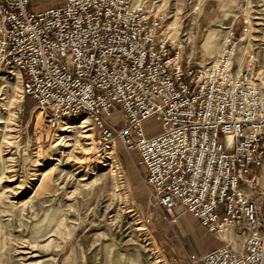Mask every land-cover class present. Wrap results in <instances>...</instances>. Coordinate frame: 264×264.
<instances>
[{
	"label": "built area",
	"instance_id": "built-area-1",
	"mask_svg": "<svg viewBox=\"0 0 264 264\" xmlns=\"http://www.w3.org/2000/svg\"><path fill=\"white\" fill-rule=\"evenodd\" d=\"M54 1L0 0V69L18 70L49 128L84 118L104 152L120 140L138 153L164 219L179 208L224 238L191 264H264V0H246L241 25L202 62L183 57L163 0ZM154 116L161 130L149 134Z\"/></svg>",
	"mask_w": 264,
	"mask_h": 264
},
{
	"label": "rangeland",
	"instance_id": "rangeland-1",
	"mask_svg": "<svg viewBox=\"0 0 264 264\" xmlns=\"http://www.w3.org/2000/svg\"><path fill=\"white\" fill-rule=\"evenodd\" d=\"M163 1L185 38L183 57L192 61L219 53L228 27L242 22L241 3ZM52 3L32 0L31 6L41 10ZM19 75L16 69H0V264H191L189 255L201 251L197 245L207 248L209 238L219 240L187 212L170 223L160 207L149 206L140 157L120 140L116 151L107 153L86 120L84 128L63 129L84 118L49 128L36 101L22 96ZM111 119L118 128L125 124L119 109ZM83 129L91 133V144L80 137ZM146 130L159 132L160 118L149 119Z\"/></svg>",
	"mask_w": 264,
	"mask_h": 264
},
{
	"label": "crops",
	"instance_id": "crops-1",
	"mask_svg": "<svg viewBox=\"0 0 264 264\" xmlns=\"http://www.w3.org/2000/svg\"><path fill=\"white\" fill-rule=\"evenodd\" d=\"M215 1L221 2L222 0H215ZM226 1L228 3H241V4H243L246 0H226ZM53 2H55V1L53 0ZM31 5H32V0H31ZM259 173H260V177H261V181H260L261 184L260 185H261V188L264 190V163L261 166V168L259 170ZM187 213H189V212H187ZM183 214H184L183 211H180V218H181V216ZM190 215H192V214H190ZM192 216L195 217L194 215H192ZM180 218L177 221V223L180 221ZM195 218L198 220L199 225L202 228H204L210 234L209 237H211L213 235V236H215V237H217L219 239V240H216V239L215 240L214 239L212 240L211 238H209L210 240L206 241V244H205L207 248H204L203 245H197L196 247L200 248V250H201L200 252H198L197 249H195L196 250L195 252H197V254L202 255L206 251L211 250V249H213L215 247H218V246H220L221 244H223L225 242L224 238L220 237L219 235H217V234H215L213 232H210L205 226H203L201 224L200 220L197 217H195ZM240 241H241V239L240 238H237L235 245L238 246V247H240Z\"/></svg>",
	"mask_w": 264,
	"mask_h": 264
},
{
	"label": "bare ground",
	"instance_id": "bare-ground-1",
	"mask_svg": "<svg viewBox=\"0 0 264 264\" xmlns=\"http://www.w3.org/2000/svg\"><path fill=\"white\" fill-rule=\"evenodd\" d=\"M229 33V32H228ZM227 33V34H228ZM226 38H227V36H226ZM18 71V70H17ZM20 74V73H19ZM17 81H21V79H20V75L18 76V80ZM85 120H83L81 123H79L78 125H74V124H72L73 122H75V121H73V122H70V124H68V126H64L63 127V129H66V128H68V127H75V126H80V127H82V128H84L85 127V125L83 124V122H84ZM64 123H66V121H64ZM69 131L71 130V129H68ZM86 131H88V129H83L81 132V134H80V137L82 138V139H84L86 142H85V144H91L92 143V141H88L87 140V138H89L91 135V133H89V132H86ZM65 137H68V139H70L71 137H69V135H65ZM77 141V140H76ZM72 144H74V143H70V142H68V145H72ZM88 148H91V147H88ZM112 152H114V150H112ZM110 163H111V170H112V174L113 175H116V165H114V163H112L111 161H110ZM115 183V182H114ZM19 186V185H18ZM116 188H118V191L121 189V184H119L118 182L116 183ZM115 188V189H116ZM130 210H132V209H129V211ZM142 229V228H141ZM153 241H154V245H155V247H156V251H157V254H156V257H157V259H156V262H159V263H161L163 260H164V257H163V255L161 254L162 252H160L159 251V247H158V245H157V242L155 241V239H153ZM236 244V242L234 243V246L236 247V248H240V247H238V246H236L235 245Z\"/></svg>",
	"mask_w": 264,
	"mask_h": 264
}]
</instances>
